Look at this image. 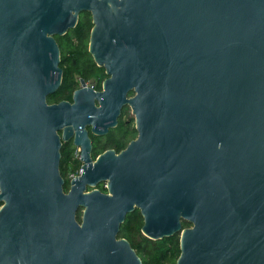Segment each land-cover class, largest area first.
<instances>
[{"label": "water", "instance_id": "1", "mask_svg": "<svg viewBox=\"0 0 264 264\" xmlns=\"http://www.w3.org/2000/svg\"><path fill=\"white\" fill-rule=\"evenodd\" d=\"M84 11L109 78L49 103L56 36ZM126 102L138 139L93 162L80 127ZM73 127L85 165L66 191ZM104 181L111 196L85 192ZM0 187V264H143L117 237L136 208L145 236L180 234L176 264H264V0H0Z\"/></svg>", "mask_w": 264, "mask_h": 264}, {"label": "flooded vegetation", "instance_id": "2", "mask_svg": "<svg viewBox=\"0 0 264 264\" xmlns=\"http://www.w3.org/2000/svg\"><path fill=\"white\" fill-rule=\"evenodd\" d=\"M57 36H63V35H57ZM68 45L69 46L64 49L61 48V46L59 45L60 52H61L60 66L63 69V77L66 71L73 72L75 83L73 86L71 97L67 99H62L59 102L69 101L72 103L74 102V93L80 88H82L83 86L82 80L86 81L87 87L94 89V91L96 92H101L104 90V82L106 79L109 78V75L107 73L106 68L104 66H100L95 61L93 55L90 53V41L88 45V53L91 56L92 61L90 59L89 66L87 65V62H85L86 61L85 58L83 60L80 58L81 51L78 49L72 48L71 44H68ZM92 69L93 70L95 69L96 72L93 73ZM62 81H63V78H62ZM89 81L92 82V85L88 83ZM58 90L55 93H57ZM135 94H136L135 91L129 92L126 95V99L131 98ZM59 102H53V103H59ZM49 103L51 102L49 101ZM96 105L100 106L98 101H96ZM64 130L65 128L59 130V135L61 136V143H62L60 172H61L62 177L65 180V186H64L65 190L69 191L72 186V182L68 180V175L72 173V171L73 172H80V171L84 172L85 162L82 159V147L75 143V136L77 135L78 130L73 127L71 131L72 134L67 139L63 138ZM80 130L81 132L83 131L85 133V137L90 140V144L92 148L91 157L93 159V162H96L100 155H102L103 153L109 150H113L116 154H120L121 152H123L124 150L128 148L131 142L137 140L139 137V130L137 126L136 115L128 102L124 103L122 107L120 108V111L118 115L116 116L115 124L108 126V128H106L104 125H99L97 127V131L94 130V126L92 124H87L84 127L81 126ZM96 150L99 151V154L96 157H94V152ZM93 191H98L100 194H104L108 196L112 195L108 181L100 182L95 186H91V185L86 186V189H85L86 193H90ZM136 210L140 211V209L138 208H136L134 211ZM83 211H84V207H81L77 212V219L80 223L83 220ZM131 213H129L126 216V219L124 220V222H122L120 226V230L117 235L118 238H125L121 236V230H122V227L125 221L128 219V216ZM189 226H185V227H189Z\"/></svg>", "mask_w": 264, "mask_h": 264}, {"label": "trees", "instance_id": "3", "mask_svg": "<svg viewBox=\"0 0 264 264\" xmlns=\"http://www.w3.org/2000/svg\"><path fill=\"white\" fill-rule=\"evenodd\" d=\"M93 28L92 14L84 11L80 14L79 20L75 28L68 31L63 36H56L61 48H67L71 44L72 48L81 51L80 58L86 59L87 65H90L91 56L88 53V45L90 35ZM95 73L96 70L92 69ZM92 74V73H90ZM75 78L73 72L66 71L64 73L62 86L57 93L49 97V101L59 102L62 99L70 98L72 95ZM99 151L94 152V157ZM2 203L0 202V207ZM144 225V217L139 210L134 211L125 221L121 236L127 238L132 247L137 250L138 255L142 258L143 264H176L180 254V234H175L161 239H151L142 232ZM190 224L184 221V226Z\"/></svg>", "mask_w": 264, "mask_h": 264}, {"label": "built area", "instance_id": "4", "mask_svg": "<svg viewBox=\"0 0 264 264\" xmlns=\"http://www.w3.org/2000/svg\"><path fill=\"white\" fill-rule=\"evenodd\" d=\"M81 174H82V171H80V172H73V171H72V173H70V174L68 175V180L72 182V178H73L75 175L80 176ZM0 192H1V187H0Z\"/></svg>", "mask_w": 264, "mask_h": 264}, {"label": "rangeland", "instance_id": "5", "mask_svg": "<svg viewBox=\"0 0 264 264\" xmlns=\"http://www.w3.org/2000/svg\"><path fill=\"white\" fill-rule=\"evenodd\" d=\"M88 83H89L90 85H92V82H91V81H89Z\"/></svg>", "mask_w": 264, "mask_h": 264}]
</instances>
